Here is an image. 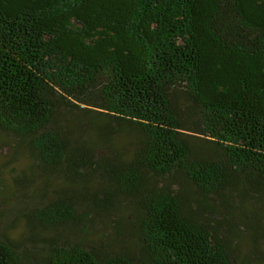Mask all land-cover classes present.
<instances>
[{
    "label": "trees",
    "instance_id": "trees-1",
    "mask_svg": "<svg viewBox=\"0 0 264 264\" xmlns=\"http://www.w3.org/2000/svg\"><path fill=\"white\" fill-rule=\"evenodd\" d=\"M0 131L27 141L44 191L63 179L31 231L65 228L29 237L40 257L0 234V264H248L264 0H0ZM104 217L114 238H93Z\"/></svg>",
    "mask_w": 264,
    "mask_h": 264
},
{
    "label": "rangeland",
    "instance_id": "rangeland-1",
    "mask_svg": "<svg viewBox=\"0 0 264 264\" xmlns=\"http://www.w3.org/2000/svg\"><path fill=\"white\" fill-rule=\"evenodd\" d=\"M129 135L132 134L121 133L117 138L119 144L127 146L128 138L124 137H129ZM32 165L34 163L27 141L0 131V234L18 242L20 249L26 248L34 256L40 257L45 250L44 244L41 241L33 242L29 237L33 236L38 240L49 233L54 234L65 228L31 231L28 214L42 199L49 198L53 194L52 189L60 187L63 179L52 178L46 192L42 189V178L37 176ZM236 211L240 216V211L238 209ZM119 212L124 214L126 219L129 218L128 211ZM261 222L264 223V214ZM113 226L114 222L107 217L97 218L95 232L91 235L93 238L112 239L115 236ZM70 232L69 230L68 233ZM234 241L237 252H239L238 260L247 256L248 264H264V236L254 242L250 233L240 232L234 237Z\"/></svg>",
    "mask_w": 264,
    "mask_h": 264
}]
</instances>
